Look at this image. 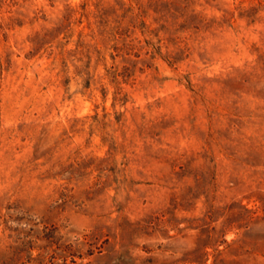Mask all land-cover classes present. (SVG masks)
Returning <instances> with one entry per match:
<instances>
[{
	"label": "rangeland",
	"instance_id": "obj_1",
	"mask_svg": "<svg viewBox=\"0 0 264 264\" xmlns=\"http://www.w3.org/2000/svg\"><path fill=\"white\" fill-rule=\"evenodd\" d=\"M0 264H264V0H0Z\"/></svg>",
	"mask_w": 264,
	"mask_h": 264
}]
</instances>
